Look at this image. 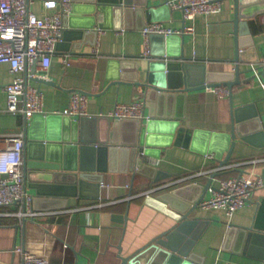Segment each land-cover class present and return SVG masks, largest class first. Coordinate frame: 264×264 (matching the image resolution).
<instances>
[{
	"label": "crops",
	"instance_id": "0c3cea01",
	"mask_svg": "<svg viewBox=\"0 0 264 264\" xmlns=\"http://www.w3.org/2000/svg\"><path fill=\"white\" fill-rule=\"evenodd\" d=\"M44 1L29 2L30 10L39 17L58 10L57 7L47 8ZM164 1L166 0H145L150 6H159ZM233 8L234 0H223L220 11L197 14L193 21V34H184L183 53L190 61L203 62L206 70H233L236 38L232 27ZM161 11L157 12L162 16L158 21L167 26L180 27L189 23L179 10L167 6ZM242 15L238 28L245 33L238 35L239 46L245 48L252 41L260 60L264 62V0L249 2L243 7ZM96 21L92 28H87L77 20L71 23L69 19H64L62 40L52 54L46 71L47 80L53 81L54 85L31 79L38 74L37 67L33 64L28 65L21 73L24 77L28 75V81L44 92V109L61 110L67 105L70 94L78 90L88 94V113L98 118L113 109L117 102L130 103L142 98L146 116H149L150 111L158 116L169 114L168 117L177 119L181 126L191 129L190 143L184 146L166 145L161 148V160L158 164H150L148 171L145 169L143 173L136 172L134 175V168L131 170L132 154L125 145L121 144L116 152H105L104 158L102 157L105 160L103 166L109 169L102 174L103 180L97 187V198L85 192L80 196L67 194L66 189H61L62 181L57 179L56 173L45 170L40 174H29L26 182L24 181L26 192L32 197L31 208L41 214L35 216L33 223L27 222L23 228L22 218L14 213L22 209L23 202L0 206V264H25L22 252L16 248L32 250L42 255L46 264H117L119 253L130 254L175 223L169 213L154 204L146 203L145 193L156 198L158 194L172 188L183 192L185 187L194 182H205L214 171L217 172L212 180L215 187L220 178L234 176L239 172L262 176V76L256 75L242 86L234 85L231 94L222 97L214 87L176 93L166 97L163 103L156 98L157 94H151L147 107L145 96L140 94L143 92L141 87L135 88L131 83H116L114 80L123 76L133 77L137 66L140 76L144 77L149 58L144 55L141 29L150 21L135 11L128 12L127 15L120 13L118 16L114 9L106 14L98 12ZM99 23L106 25L102 28L104 31L97 30L100 28ZM173 40L169 46L164 47L163 44L169 55L167 59H175L180 52L178 39ZM96 41L98 53H93ZM157 46H161L160 42H157ZM65 57L69 58L68 64L64 62ZM254 66L256 63H241L240 69ZM8 68V63L0 64V151L8 147L3 136L23 134L25 119H31L22 114L4 111L6 93L2 87L12 77ZM253 72L255 70L247 75ZM232 117L240 125L242 135L236 137L228 162L218 165L216 152L205 153L201 148L209 147L212 137L219 145L217 148L223 146L220 141H224L223 134L230 131ZM98 118L96 123L87 122L84 125L87 134L96 133ZM100 122L103 120L100 119ZM208 153L213 154L214 158L208 157ZM224 154L222 151L221 156ZM150 176H158V179L154 180ZM37 188L43 192L35 199ZM206 192L204 198L213 194L212 189ZM262 192L261 189L256 190L253 201ZM255 209V205L250 202L229 217L224 209L199 207L195 214L208 221L193 244L191 253L195 260L191 262L264 264L260 257L264 244L251 245L250 248L243 243H236V235H228L227 232L230 224H247ZM125 214H128V219L124 227L120 218Z\"/></svg>",
	"mask_w": 264,
	"mask_h": 264
},
{
	"label": "water",
	"instance_id": "95a60500",
	"mask_svg": "<svg viewBox=\"0 0 264 264\" xmlns=\"http://www.w3.org/2000/svg\"><path fill=\"white\" fill-rule=\"evenodd\" d=\"M251 1L234 0L232 27L236 38L235 55L232 60L235 63L232 71L206 70L203 62L190 61V58L183 53L184 34L178 36L152 33L149 35L150 51L147 55L149 61L144 70V77L140 76L137 66L133 77L123 76L121 79H115L114 82H128L135 88L141 87L143 92L140 94L145 96L148 107L147 101L151 94H157L156 98L160 103L176 93L217 85L227 87L231 94L234 85L242 86L256 75L264 78V62L260 60L253 42H248L245 48L238 43V35L245 33L238 28L240 17L243 16L242 9ZM71 4V11L63 16V21L66 18L71 23L77 20L87 28H92L97 23L98 12L106 14L110 9H114L120 16V13L127 15L128 12L135 11L144 15L147 21H158L162 16L157 12L168 6L165 2L159 6H150L145 0H71ZM99 26L103 28L106 25L99 23ZM174 38L178 39L180 52L175 59H167L169 55L165 52L163 44L164 47L169 46ZM157 42H160V47L157 46ZM241 63H256V66L243 70L240 69ZM33 66H36V62ZM254 70L251 75H247ZM242 75L244 76L241 77ZM26 76L28 79V75ZM31 79L54 85L53 81L38 75ZM168 115L158 116L150 111L148 119L144 122V118L111 119L105 115H100L99 118L84 115L72 119L68 115L58 113L34 114L30 120L26 118L23 125V180L26 182L27 176L31 173L40 174L46 170L56 173L57 179L62 181L61 189H66L67 194L80 196L85 192L97 198L99 196L97 187L103 180L102 174L109 169L103 166L105 152H116L121 144L125 145L132 154L131 170L134 168V175L136 172L143 173L145 169L148 171L151 167L150 163H143L138 157L140 150L146 155L159 157L161 148L166 145L184 146L190 143L191 129L181 126L177 119ZM96 117L99 119L96 133L89 135L84 125L87 122L96 123ZM100 119L103 122H100ZM231 122L230 131L223 134L225 140L220 141L223 146L217 148L216 146L219 145L212 137L209 147L201 148L205 153L215 151L218 165L228 162L236 137L242 135L240 125L234 121V117ZM222 151L225 152L223 156H221ZM261 173L264 180V167ZM216 174L215 171L211 172L205 182H194L185 187L186 190L184 189L183 192L178 188H172L168 192L158 194L156 198L151 196L152 194L147 195L146 203L154 204L169 213L175 219V223L130 254L119 253L117 264H194L191 262L195 260L191 249L208 221L207 218L197 216L195 213L206 191L215 188L212 180L217 176ZM150 177L154 180L158 179V176ZM261 190L263 192L255 201L251 200L256 209L250 221L247 224H230L227 231L228 235L231 233L236 235V243H243L250 248L256 244H264V187ZM41 192L43 191L37 188L35 199ZM127 219L128 214L120 218L124 227ZM31 221L34 222V218ZM26 222L24 216L21 220L23 228ZM260 257L264 260V249Z\"/></svg>",
	"mask_w": 264,
	"mask_h": 264
},
{
	"label": "built area",
	"instance_id": "2783aa9c",
	"mask_svg": "<svg viewBox=\"0 0 264 264\" xmlns=\"http://www.w3.org/2000/svg\"><path fill=\"white\" fill-rule=\"evenodd\" d=\"M30 0H0V64L8 63V71L11 80L2 89L6 93V105L4 111L13 114H22L31 118L34 114L58 113L69 117L90 115L87 103L88 94L84 91H74L70 94L68 103L61 110L47 111L43 107L44 92L30 83L27 76L21 75L28 65L36 62L38 76L46 78V71L50 66L52 54L62 40L65 23L63 16L71 11V0H45L47 8L58 10L39 17L30 10ZM169 7L181 11L188 24L180 27H171L161 21L147 22L141 29L144 37V55L150 51V37L152 33L164 35L193 34V21L197 14H213L222 9L223 0H166ZM59 6V7H58ZM99 32L104 31L97 28ZM93 53H98V41L92 48ZM64 62L69 63L65 57ZM264 93V80L261 81ZM211 88V87H210ZM219 96L229 94V89L223 85L214 87ZM105 116L113 118H137L147 120L149 116L144 114V100L137 98L130 103L117 102ZM7 146L0 151V206L23 202L21 210L14 213L21 218L24 216L27 222L40 215L41 212L31 208L32 197L27 194L22 173V134L15 133L3 136ZM208 157L214 158L208 153ZM138 157L143 163L158 164L159 157L146 155L140 150ZM185 179V177H182ZM264 187L262 176L246 175L243 172L237 175L220 178L218 185L212 189L213 194L203 198L201 208L224 209L231 217L239 208L249 204L256 190ZM149 195V193H145ZM24 208V209H23ZM26 222V223H27ZM22 252L25 264H46V259L28 249L16 248Z\"/></svg>",
	"mask_w": 264,
	"mask_h": 264
}]
</instances>
